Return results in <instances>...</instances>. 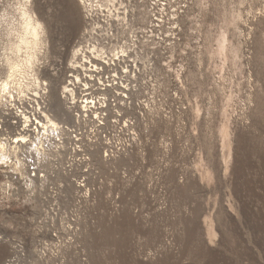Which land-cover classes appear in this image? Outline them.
Instances as JSON below:
<instances>
[{
    "label": "rangeland",
    "instance_id": "1",
    "mask_svg": "<svg viewBox=\"0 0 264 264\" xmlns=\"http://www.w3.org/2000/svg\"><path fill=\"white\" fill-rule=\"evenodd\" d=\"M166 1L145 2L135 24L125 8L122 35L138 32L155 87L146 111L127 114L116 189L73 225L59 211L48 230L31 207L0 199V264H264V0ZM26 13L43 27L30 65ZM83 17L79 0H0V112L36 78L53 118L67 120L60 89Z\"/></svg>",
    "mask_w": 264,
    "mask_h": 264
},
{
    "label": "built area",
    "instance_id": "2",
    "mask_svg": "<svg viewBox=\"0 0 264 264\" xmlns=\"http://www.w3.org/2000/svg\"><path fill=\"white\" fill-rule=\"evenodd\" d=\"M79 2L84 8L83 32L74 43L60 89L67 120L53 118L48 103L50 88L36 78L23 95L9 92L3 101L5 112H0V189L6 190L0 199L12 197L16 203L31 207L35 225L47 230L53 228L48 226L61 210L68 211L73 225L76 211L92 206L102 191L116 189L122 178L115 164L125 147L120 136L128 135L130 127L133 131L127 114L132 106L146 111L145 95L155 87L151 56L137 45L138 32L134 28L128 38L122 35L128 27L125 8L130 9L135 24L145 2L150 8L167 3ZM181 7L176 5L172 10L176 13ZM90 9L92 13L87 11ZM29 128L31 134L25 135ZM21 138L28 143H17ZM5 182H9L8 188ZM18 190L20 196L14 194ZM50 234L55 239V232ZM38 241L46 247L43 236ZM13 245L19 253L18 243Z\"/></svg>",
    "mask_w": 264,
    "mask_h": 264
},
{
    "label": "bare ground",
    "instance_id": "3",
    "mask_svg": "<svg viewBox=\"0 0 264 264\" xmlns=\"http://www.w3.org/2000/svg\"><path fill=\"white\" fill-rule=\"evenodd\" d=\"M88 12L92 13L93 9L87 10ZM29 13V12H28ZM26 13V21H25V35L21 39V45L24 47V49H31L33 50V53H27L28 56L26 57L27 61L25 60V65H30V63L36 59V56L34 54V51L37 49V46L40 44V37L43 35V27L42 24L39 23L35 17L31 14ZM91 29L88 31L90 32ZM91 34V33H90Z\"/></svg>",
    "mask_w": 264,
    "mask_h": 264
},
{
    "label": "snow or ice",
    "instance_id": "4",
    "mask_svg": "<svg viewBox=\"0 0 264 264\" xmlns=\"http://www.w3.org/2000/svg\"><path fill=\"white\" fill-rule=\"evenodd\" d=\"M5 74H6V69H5ZM29 134H31V128H29V131L25 133V135H29ZM17 143L26 144L28 142L24 140L23 138H21L20 140L17 141Z\"/></svg>",
    "mask_w": 264,
    "mask_h": 264
}]
</instances>
